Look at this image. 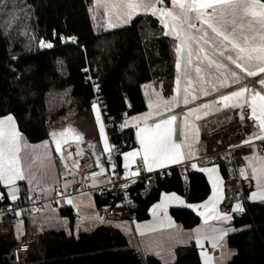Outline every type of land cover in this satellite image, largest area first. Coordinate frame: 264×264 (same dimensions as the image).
I'll return each mask as SVG.
<instances>
[{"label": "trees", "instance_id": "16d2710c", "mask_svg": "<svg viewBox=\"0 0 264 264\" xmlns=\"http://www.w3.org/2000/svg\"><path fill=\"white\" fill-rule=\"evenodd\" d=\"M26 2L34 9L38 40H51L54 44L51 48L33 52L19 51L17 47H11L0 25V117L9 114L15 116L20 130L30 142L38 143L47 138L51 117L48 118L45 98L51 90L64 86L71 87L79 108L86 110L80 111V119L77 121L76 118L75 124L85 133L86 139L90 138L84 123H91L88 111L92 106L94 90L85 79L87 67L99 79L109 111L117 115L124 112L128 104L131 108L129 115L147 110V97L143 89L147 82H154L164 97L174 95L178 57L174 40L164 35L157 16L142 14L126 26L96 32L90 15L91 0ZM61 35L75 36L78 44H63ZM62 62L65 69L63 76L59 71ZM238 125L240 121L236 119L220 130L204 134L209 152L214 151L216 146L224 148L225 145L218 144L222 135L230 142L229 145L238 146L239 160L243 154H248L251 148H241L244 146L240 143L243 129ZM122 138L128 140L130 145L125 152L135 145L133 129L116 137L117 140ZM120 161L122 165L124 156ZM189 177V202L204 201L211 192L207 174L194 168ZM184 190L185 184L178 171L174 170L172 176L161 181L151 196L143 201L138 218H149L150 206L160 199L163 191L184 193ZM3 197L10 199L5 192ZM170 213L186 229H192L200 222L188 207H172ZM57 214L70 217L72 226L75 223L71 207L61 208ZM233 225L236 230L228 235L227 244L235 253L227 264H264V203H247V209L234 217ZM12 228L10 219L1 216L0 264H11L8 254L19 242ZM143 261L130 245L124 231L114 225L102 224L93 231L79 235H69L62 228L49 230L44 227L43 233L31 242L27 257L21 264H144ZM147 264L164 263L160 258L149 255ZM170 264L203 262L196 248L183 246L178 250L176 261Z\"/></svg>", "mask_w": 264, "mask_h": 264}, {"label": "rangeland", "instance_id": "374dc122", "mask_svg": "<svg viewBox=\"0 0 264 264\" xmlns=\"http://www.w3.org/2000/svg\"><path fill=\"white\" fill-rule=\"evenodd\" d=\"M27 0H0V25L4 30L5 36H7L10 40L11 47H17L19 51L24 52H33L37 51L41 48V43L38 40L37 36V29L35 27V13L34 9L30 4L26 2ZM164 6L171 7L169 0H164ZM90 15L92 19L93 26L96 32L102 31H109L115 28L126 26L130 23H120L116 27H110L108 24V14L103 9H97L95 0H91L90 4ZM142 15V14H140ZM144 15V14H143ZM139 16V15H137ZM135 16L134 18H136ZM158 17V16H157ZM133 18V19H134ZM132 19V20H133ZM159 21V18H158ZM160 23V21H159ZM193 23H196L199 30L194 29L193 34L196 36H200L204 33H207V37L210 41V44L214 45L217 49L223 50L221 48V37H217L215 33L211 31L210 28L205 26H200L198 21L193 20ZM112 24H117L116 18L112 17ZM160 25H162L160 23ZM254 29L249 30L247 27V23L245 24V28L243 30V35L251 36L255 34V32L259 29V24L253 21ZM219 27V25H217ZM163 33L169 31L165 29L162 25ZM230 33L231 29L230 26L227 29ZM174 40V47L176 51V47L178 45V41L174 36L169 35ZM239 43H243L242 36L239 37ZM205 48L208 46L205 45ZM191 60L192 64L191 67L188 69V76L187 79L192 81L191 86L189 87V100L191 101V97L193 95L197 96L198 99L195 101H191L189 105H183L181 107V115H176L173 111L177 108L174 107L171 111H168L163 105L161 106V111L163 114L168 113V116L176 115V128H177V142H180L184 139L183 132L187 131V141L186 145L190 147L193 157H198L201 153L205 151L209 152V145L203 137L204 134H209L212 131L217 130L212 129L209 132H203V129L212 128V125L216 126L217 123H220L221 117L219 116V112H223L226 110H233L235 112V116L237 121H240V125H238L241 129L242 141L243 143L245 140L251 139V145L242 144L241 148H245L249 146L251 150L247 151L248 154H243L242 159L239 160L240 164L245 165L248 162H257L258 164H254L249 169H247L245 173V180L247 183V191L246 197L247 200L245 203L249 202H260L264 203V200L251 199L253 193L258 191V182L264 185V176H261L259 173V168L264 167V162H261L260 157H264V152L259 153L257 150V142L259 139H255L253 133H258L259 128L258 126H254V123L249 116L251 114L250 108L245 106L244 113L245 118L243 121L240 119V109L234 108H223L221 104H212L210 109H201L198 113L201 116V119H196L195 116H188V128H184V117L188 113L189 108L199 107L202 103H211L213 100H218L219 95L221 93L227 94L228 92L236 89L238 86L232 84L231 78L226 81V83L231 84V87H223L221 85V80L223 76L221 75V70H218L215 65L209 64L208 60L205 58V54L201 51V45L196 41H192L191 45ZM178 57V54L176 52ZM225 55H232L235 58V50L231 48V45L227 46V51H225ZM185 59H187V52L184 53ZM228 63L227 61H224ZM61 68L59 69L61 76H63V72L65 73L64 69V62L61 63ZM230 67L236 71L234 65H230ZM201 69L200 73L196 72V69ZM205 69V71H204ZM182 75H181V98L183 96V90L186 86V79L183 76V67H182ZM241 75H244L241 73ZM264 75V74H262ZM219 77V79H217ZM258 78H247L245 81L249 83L253 80H257ZM212 85L219 86V92H214L212 90ZM255 89L259 91L261 86L257 83L254 85ZM144 93L147 97V104H149L150 100H153L155 96L159 95L163 98V100L167 101L170 98L164 97L162 91L154 84V82H147L143 85ZM206 89L209 92V95H203V90ZM71 87L64 86L63 88L53 89L49 93H47L45 98V105L46 110L48 113V118L51 117L48 121L49 127V134L47 138L43 141L38 143H32L28 140L26 135L20 130L19 123L15 116L14 119L18 126L19 131L22 133L26 142L31 146H41L44 144L45 141L48 142V148L45 150L43 147H36L35 152L32 149H28L24 153V165L25 171L28 172L29 168L31 169V173L36 177L35 180L31 184L28 183L27 180L17 181L16 187L19 188V192L17 193V198L19 197V193L21 190V185L25 184L26 187L31 191L32 195H39L44 197H53L54 194L59 192L64 186H67L71 183V180L67 179L69 168L67 166V157L72 150L77 147V144L81 143V146L87 150L93 144H96L97 150L100 153L104 152V138L100 134V124L96 119V111L93 108V105H97L99 108L100 106L97 103H93L91 100V108L89 109V114L91 116V123L85 125V129L89 134L90 138H85V133L77 127L75 124V119H80L78 116L80 111L85 112V109L79 108V105L76 103V99L72 96ZM176 80H175V88H174V95L176 94ZM173 95V96H174ZM218 109V110H217ZM100 110V109H99ZM154 111V109L147 108L146 111L138 114H131L128 117L124 118L123 125L129 127L130 129L134 130L135 134V145L127 149L125 153H130L134 151H140L142 157V150L139 139L136 136L137 131L145 127V122L141 119L140 121L135 120V117H142L144 114ZM205 112L207 114L205 115ZM227 113L226 115H228ZM11 115V114H10ZM58 116L54 118L53 116ZM77 115V117H76ZM7 116V115H6ZM5 116H1L3 118ZM53 117V118H52ZM159 116L154 115L152 118L148 119L147 125L149 127L153 126L155 123L159 122L162 118L157 119ZM168 118V117H167ZM157 119V120H156ZM166 119V118H165ZM208 121L207 124H200V120ZM100 120L104 124V120L102 114L100 112ZM154 121V123H150ZM193 125L195 126L198 131L193 129ZM258 125V122H256ZM71 129L73 134H69L67 137V143L62 144L61 151H55V144L52 140L51 133L56 132H66L67 130ZM129 129V130H130ZM179 129V133H178ZM109 131L106 130L104 124V135L107 136L109 147L110 142L114 138L111 139ZM126 132H123L121 135H124ZM76 134H78L81 139H76ZM211 135V134H210ZM97 136V138H95ZM128 141V140H127ZM204 141L206 142V146L204 145ZM129 143V142H128ZM264 143V141H263ZM218 144L221 145H229L223 136L218 140ZM254 146V147H253ZM220 148V147H219ZM217 146L214 149H218ZM264 150V144H263ZM187 151V147L185 149ZM63 157V158H62ZM138 157V156H137ZM131 159V158H130ZM136 157L134 158L135 161ZM131 162L129 165L133 164ZM198 169L201 168H213L215 167L217 171L212 174V178H209V174L205 172L209 178L211 183V192L209 196L202 202L199 203H192L189 202L187 196V190H184V193H180L178 191H163L161 197L158 201L153 203L149 208V218L147 219H139L136 218L133 223L128 220L121 219V220H111V219H102L97 214V203L96 198L90 193H81L75 195L73 197H66L62 198L60 203L53 207L52 205H45V208L40 211L42 224H43V231L44 227L49 230L59 229L62 228L66 231L67 234H74L79 235L81 232H90L93 231L95 228L99 227L102 224L106 225H114L124 231L128 237L130 245L135 249L141 258H143L147 264V258L149 255H154L162 260L164 264H170L176 261L178 257V250L183 246H192L196 248L201 256V260L203 264H227L229 260L233 257L235 251L231 249L227 244V237L229 234L234 232L236 229L233 225V220L236 215H240L247 209V204H241L242 211H237L235 209V205L233 206L226 204L225 202V186L226 182L222 176L220 171V164H210V165H203L199 162H196ZM256 166L258 171L256 174H253V167ZM170 178V177H169ZM106 179V178H105ZM168 179V178H167ZM219 180L218 188H213V181ZM37 180L39 183H37ZM227 181V180H226ZM98 182H104L102 178L98 179ZM8 195L9 186H6L3 182H0V194L4 195V192ZM214 191H219L223 195V199L218 203L217 209L221 213H228L231 216V220H208L207 223L205 222V218L200 215L201 212L204 211L202 207H189L188 205H202L205 201H207L212 195ZM172 193H175L178 196L179 200H169L166 209H159L156 211V214H153V208L155 205L160 204L164 201L165 196H170ZM11 199V197L8 195ZM71 201V203H69ZM72 207L74 213V220L75 223L72 226V222L70 217L58 215L57 212L60 208L63 207ZM172 207H188L192 209L195 214L199 217L200 222L192 229L183 228L181 224L177 223L170 213V209ZM76 214V215H75ZM170 218V223H169ZM139 226V227H138ZM31 231H38L41 230L38 225L31 224ZM7 229V228H4ZM13 229V228H12ZM26 229V228H25ZM201 229L202 235H207L208 239H202L200 244H197L194 235L195 230ZM14 230V229H13ZM14 235L15 238H22L17 235L15 231ZM143 233V234H141ZM221 233H224L221 236ZM38 235V233H36ZM35 234V235H36ZM24 235V229L22 231V236ZM36 235V236H37ZM34 236V238L36 237ZM215 237H220L219 239H214ZM215 244V246H214Z\"/></svg>", "mask_w": 264, "mask_h": 264}, {"label": "snow or ice", "instance_id": "6c2138e0", "mask_svg": "<svg viewBox=\"0 0 264 264\" xmlns=\"http://www.w3.org/2000/svg\"><path fill=\"white\" fill-rule=\"evenodd\" d=\"M169 2L171 7L164 6V0H95L96 8L103 9L108 14V24L110 27H116L120 23H130L137 15L151 13L154 17L158 16L160 23L165 29L169 30L164 35L174 36L179 42L176 47L178 59L175 64L177 70L176 94L167 101L163 100L159 95L155 96L148 104V107L154 109V111L146 113L142 117L134 118L137 121L142 119L145 122V127L140 128L136 136L141 145L142 163L147 167L149 172L154 168L181 164L185 159L192 160L193 158L190 147L186 145L187 131L183 132L184 139L177 142L176 115L161 119L151 127L147 125L148 119L154 115H163L161 111L162 105L168 111H171L172 108L179 107L181 103L189 105L191 101L198 99L197 96L193 95L191 101L189 100V87L192 81L188 80L187 76L188 69L192 64L190 48L192 41H196L201 45V51L204 52L208 63L215 65L218 70H221L223 79L220 86L231 87V84L226 83L230 77L232 84L238 87L227 94L221 93L218 100H213L211 103H202L199 107L189 108L187 115L184 117V128H188V116L194 115L197 120L201 119V116L198 114L200 110L210 109L212 104H221L223 108L240 109L239 115L241 121L245 118L244 108L247 106L251 110L249 119L253 121L254 126H258L259 128V132L253 133V136L255 139L264 141V75H262L264 74V0H169ZM113 16L116 18L117 24H112ZM193 20L198 21L200 26L206 25L217 37H221V48L223 50L217 49L214 45L210 44L207 33L200 36L194 35L193 30L199 29L197 24L193 23ZM253 21L259 24L260 27L249 38V36L243 35V30L246 23L248 29L253 30ZM229 26L231 29L230 33L227 31ZM240 36L243 38L242 44L238 42ZM71 39L75 40V37ZM205 45L208 47L205 48ZM228 45H231V48L235 50V58L232 55H225ZM41 46H45L43 42ZM46 47L51 48L53 45L48 43ZM185 52H187V59L184 56ZM230 65H234L235 69L239 71L232 69ZM182 67L186 86L181 98ZM196 72L200 73L201 69L197 68ZM241 73L244 75H241ZM250 77L258 79L246 83L245 81ZM257 83L261 86L259 91L254 87ZM96 88L98 89L99 86L96 85ZM212 90L219 92V86L212 85ZM203 95L207 96L209 92L204 89ZM93 108L96 111V119L100 124V134L104 138V151L110 152L107 136L104 135V124L100 120L99 107L94 104ZM206 114L207 112H205ZM256 122H258V125H256ZM193 129L198 131L194 125ZM69 134H73L71 129L66 132L51 133L56 152H60L62 144L67 143ZM76 139L79 140L81 137L76 134ZM243 143L251 145L252 140L248 139ZM36 147H43L47 150L48 142L45 141L41 146H31L19 131L12 115L9 114L0 118V182L9 186L8 195L12 200L17 199V193L19 192V188L15 186L17 181L27 180L31 184L36 179L31 173L30 168L28 172L25 171L24 165V153L28 149H32L35 152ZM186 147L187 151H185ZM139 155H141L140 151L123 154L125 170L129 168L131 162H134V158ZM260 160L264 162V157H260ZM98 162L99 160L97 159ZM76 166L78 167V165ZM190 166L192 168L197 167L195 163H192ZM200 171L207 172L211 179L212 174L217 169L215 167L201 168ZM252 171L253 174H256L258 168L254 166ZM259 173L261 176H264V167L259 168ZM241 174H244V170H241ZM132 175H138V172L132 173ZM37 183H39L38 180ZM218 184L219 180H214L213 188L217 189ZM257 187L258 191L252 194L251 199L264 200V185L258 182ZM2 198L3 194H0V199ZM172 199L179 200L180 198L175 193H172L170 196L166 195L164 201L154 206L153 214L155 215L159 209H166L169 200ZM222 199V193L214 191L213 195L202 205L188 206L193 208L202 207L204 211L200 215L205 218L206 223L208 220H231V216L228 213H221L217 209V205ZM235 209L237 211L243 210L240 203L235 205ZM223 234L221 233V236ZM208 238L207 235L201 234V229L195 230L194 239L197 244H200L202 239ZM219 238L215 237L214 239Z\"/></svg>", "mask_w": 264, "mask_h": 264}, {"label": "built area", "instance_id": "2783aa9c", "mask_svg": "<svg viewBox=\"0 0 264 264\" xmlns=\"http://www.w3.org/2000/svg\"><path fill=\"white\" fill-rule=\"evenodd\" d=\"M75 36L61 35L60 39L63 44L77 45V38L72 40ZM45 45L41 48L46 49L48 43L54 44L51 40H41L40 43ZM85 71L87 74L85 79L91 83L94 96L93 103L100 106L105 128L109 131V135L113 140L110 142V152L104 151L100 153L97 150L96 144L90 146L87 150L77 144L74 150L67 157V166L69 173L67 176L71 183L64 186L59 192L54 194L53 197H42L39 195H32L25 184L21 185L19 197L16 200L7 199L3 197L0 199V217L7 216L13 224L14 231L19 237V242L12 248L8 254V261L11 264H21L25 261L31 242L40 233H43V224L40 211L45 208V205H52L56 207L62 198L73 197L81 193H90L96 198L97 214L102 219L121 220L125 219L133 223L138 218V210L141 208L143 201L148 199L155 188L158 187L161 181H165L171 177L174 170L178 171L179 177L185 184V190L189 189L190 177L189 173L194 169L190 165L199 162L203 165L220 164L224 162L228 169L229 180L225 186V202L233 206L236 203H245L247 200L246 191L247 183L245 180V173L257 162H248L245 165L240 164L237 150L238 146L225 145L224 148L215 149L212 152H207L206 148L203 153L198 157H193L192 160L185 159L181 164L168 165L164 168H154L151 172L143 165L141 156L136 157L133 164L125 170L124 161L120 159L125 153V149L129 147L126 139L122 138L117 140L116 137L123 132L128 131L130 128L123 125L124 118L128 117L130 105L120 115L114 114L109 111L104 95L102 94L101 84L99 79L94 75L89 67ZM96 85L99 88H96ZM183 107L180 104L176 110ZM167 112L157 119H165L168 116ZM229 113L228 115H226ZM176 114V113H175ZM177 115V114H176ZM221 117L220 123L212 128L203 129V132H209L212 129L220 130L228 123L236 120L235 112L233 110H226L219 112ZM156 119V120H157ZM208 121L200 120V124H207ZM150 123H154L151 121ZM179 133V129H178ZM206 146V142L204 141ZM257 150L259 153L263 152V141L259 140L257 143ZM97 159L99 162L97 163ZM78 165V167L76 166ZM113 165L115 166L113 168ZM244 170V174H241ZM138 172V175L132 173ZM102 178L104 182H98ZM106 178V179H105ZM31 224L38 225L41 230L31 231ZM26 228V229H25ZM24 229V235L22 231ZM36 234V235H35ZM144 262H146L144 260Z\"/></svg>", "mask_w": 264, "mask_h": 264}, {"label": "water", "instance_id": "95a60500", "mask_svg": "<svg viewBox=\"0 0 264 264\" xmlns=\"http://www.w3.org/2000/svg\"><path fill=\"white\" fill-rule=\"evenodd\" d=\"M220 171L222 173V176L225 180H229V173H228V169L226 167V164L224 162L220 163Z\"/></svg>", "mask_w": 264, "mask_h": 264}, {"label": "bare ground", "instance_id": "6f19581e", "mask_svg": "<svg viewBox=\"0 0 264 264\" xmlns=\"http://www.w3.org/2000/svg\"><path fill=\"white\" fill-rule=\"evenodd\" d=\"M175 113H176L177 115H181V107H180L178 110H176Z\"/></svg>", "mask_w": 264, "mask_h": 264}, {"label": "crops", "instance_id": "0c3cea01", "mask_svg": "<svg viewBox=\"0 0 264 264\" xmlns=\"http://www.w3.org/2000/svg\"><path fill=\"white\" fill-rule=\"evenodd\" d=\"M69 207V206H68ZM64 208V207H63ZM72 208V207H71ZM61 209V208H60ZM76 215V214H75Z\"/></svg>", "mask_w": 264, "mask_h": 264}]
</instances>
